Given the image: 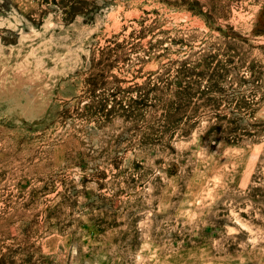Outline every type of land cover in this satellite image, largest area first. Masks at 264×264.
<instances>
[{"label": "rangeland", "instance_id": "obj_1", "mask_svg": "<svg viewBox=\"0 0 264 264\" xmlns=\"http://www.w3.org/2000/svg\"><path fill=\"white\" fill-rule=\"evenodd\" d=\"M9 51L0 264H264V0H0Z\"/></svg>", "mask_w": 264, "mask_h": 264}, {"label": "bare ground", "instance_id": "obj_2", "mask_svg": "<svg viewBox=\"0 0 264 264\" xmlns=\"http://www.w3.org/2000/svg\"><path fill=\"white\" fill-rule=\"evenodd\" d=\"M31 55L30 52L19 53L16 54L15 62L6 61L0 64V99H10L15 105H22L24 112L34 117L40 115L48 103V92L52 84L46 75H42L44 68L41 67V61ZM67 58L75 63L78 59L73 50ZM25 64L32 73L24 76L20 70Z\"/></svg>", "mask_w": 264, "mask_h": 264}, {"label": "crops", "instance_id": "obj_3", "mask_svg": "<svg viewBox=\"0 0 264 264\" xmlns=\"http://www.w3.org/2000/svg\"><path fill=\"white\" fill-rule=\"evenodd\" d=\"M16 54H14L13 51H9V52H5V53H0V64L3 63V62H6V61H10V62H15L16 61ZM22 70H20V73L23 74L24 76L25 75H29L32 73L31 70H28V66L25 64L23 65L22 67ZM10 72H14L12 70H10ZM46 74H48L46 72Z\"/></svg>", "mask_w": 264, "mask_h": 264}]
</instances>
